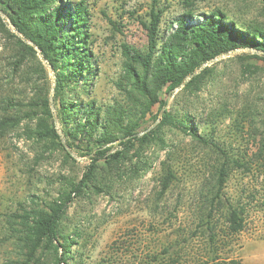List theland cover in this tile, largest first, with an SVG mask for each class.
Here are the masks:
<instances>
[{
    "label": "rangeland",
    "instance_id": "374dc122",
    "mask_svg": "<svg viewBox=\"0 0 264 264\" xmlns=\"http://www.w3.org/2000/svg\"><path fill=\"white\" fill-rule=\"evenodd\" d=\"M85 1L96 75L90 95L76 91L85 100L95 99L103 111L123 105L125 123L139 125V133L158 126L166 111L180 110L188 115L194 129L239 159L242 165L232 166L224 192L230 201L245 208L246 226L236 235H226L222 214H216L217 230L226 239L221 257L227 264H264V62L251 56L262 52L237 48L223 54L197 71L204 77L199 91H184L182 86L170 93L165 88L159 93V101L153 103L137 92L126 93L123 54L125 44L146 48L144 23H149L153 10L162 12L161 32L167 34L172 31L171 23L176 27L175 19L191 7L196 10L195 19L218 9L240 26L256 25L264 30V0ZM0 16L14 32L6 15ZM17 50L15 40L0 29V115L5 111L2 103L8 99L28 104L39 89L49 87V97L52 93L54 71L47 62L37 54L47 75L39 70L40 63L33 56L18 65ZM165 99L167 104L162 106ZM52 112L57 130L63 132L55 106ZM35 121L26 119L0 135V264H22L25 259L7 227V217L19 202L29 204L33 195L57 196L66 182L79 181L90 163L88 156L76 151H71L73 161L61 149L47 150L43 143L30 138L28 128ZM163 136L166 148L153 144L144 152L150 163L148 170L135 176L127 171L117 178L113 190H87L75 198L64 222L68 232L78 228L79 236L71 234L75 239L74 259L59 263L52 250L41 256L40 264H153L152 255L162 251V243L173 239L179 227L195 225L217 181L223 155L179 129L166 127ZM61 138L66 143L64 132ZM119 143L120 139L114 145ZM164 160L173 166L177 178L161 196ZM205 243L204 238L196 237L191 257L205 259L209 250Z\"/></svg>",
    "mask_w": 264,
    "mask_h": 264
},
{
    "label": "trees",
    "instance_id": "16d2710c",
    "mask_svg": "<svg viewBox=\"0 0 264 264\" xmlns=\"http://www.w3.org/2000/svg\"><path fill=\"white\" fill-rule=\"evenodd\" d=\"M0 11L25 39L35 44H28L11 32L0 16V29L16 42L18 65L33 56L40 63L39 70L47 75V68L37 55L38 47L54 71L57 83L53 103L69 149L56 128L49 87L39 89L28 104L12 99L2 103L5 111L0 115V135L20 126L26 119L36 120L34 126L28 128L30 138L43 143L47 150L61 149L73 161L72 150L90 159L79 181L66 182L59 194L50 199L33 195L29 204L19 202V207L8 215L11 239L25 258L22 264H40L41 256L52 250L59 263L73 260L75 239L71 234L79 236V232L76 227L66 231L64 222L75 198L87 190H113L117 178L127 171L135 176L148 170L150 163L144 152L153 144L166 148L163 136L166 127L179 129L199 143L211 146L223 155L224 161L221 159L217 167V181L206 196L195 225L179 227L173 239L162 243V251L152 255V262L227 264L221 257L226 239L219 234L215 217L217 213L222 214L226 235H236L245 229V208L230 201L224 192L232 166H241L240 160L230 157L218 141L194 129L188 115L180 110L166 111L158 126L140 136L139 125L132 121L125 123L123 105L109 106L103 111L95 99L85 100L80 96L76 90L90 95L89 87L96 75L94 55L89 46V11L85 0H0ZM195 14L196 10L191 7L179 15L175 19L176 27L172 22V31L167 34V31L161 32L162 12H151L149 23H144L148 36L146 48L123 45L127 94L137 92L153 103L159 101V93L165 88L171 93L183 85L184 91L197 92L204 83L202 71H197L207 62L237 48L262 52L251 56L264 62L263 29L256 25L240 26L218 9L202 14L200 19H195ZM161 104L165 106L167 99L161 100ZM17 108L19 112L13 111ZM119 139V145L115 146L114 142ZM162 168L161 196L177 178L168 160L162 161ZM196 237L204 238L209 248L203 260L190 254Z\"/></svg>",
    "mask_w": 264,
    "mask_h": 264
},
{
    "label": "water",
    "instance_id": "95a60500",
    "mask_svg": "<svg viewBox=\"0 0 264 264\" xmlns=\"http://www.w3.org/2000/svg\"><path fill=\"white\" fill-rule=\"evenodd\" d=\"M0 13H1L2 15H5V14H4L3 12H1V11H0ZM12 30H13L17 35H19L23 40H25L27 43H29V44L35 46V44H34L33 42H31V41L25 39V38L20 34V32H19V30H18L17 28L13 27ZM36 49L38 50V53H39V55L42 57V59H43L44 61H46V60L43 58L40 49H39L38 47H36ZM218 58H220V56L217 57V58H215L213 61L217 60ZM204 66H205V64H204L200 69H203ZM56 83H57V79H56V75H55V73H54V84H53V89H52V93H51V96H50L52 109H54L53 96H54V90H55V85H56ZM182 86H183V85H182ZM182 86H180V87H182ZM54 118L56 119V115H54ZM149 130H150V129H147L145 132H148ZM145 132H144V133H145ZM58 133L63 137V132H62L61 130H58ZM144 133H139V135H143ZM63 142L65 143V139H64V138H63ZM65 145H66V143H65ZM66 146H67V145H66Z\"/></svg>",
    "mask_w": 264,
    "mask_h": 264
}]
</instances>
